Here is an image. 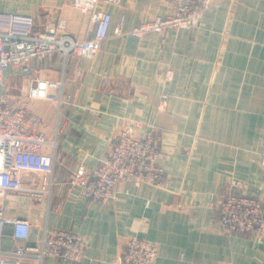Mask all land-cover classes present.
<instances>
[{"label":"crops","instance_id":"crops-1","mask_svg":"<svg viewBox=\"0 0 264 264\" xmlns=\"http://www.w3.org/2000/svg\"><path fill=\"white\" fill-rule=\"evenodd\" d=\"M107 8L109 36L94 58L71 56L64 66L57 53L34 59L31 74L5 73V91L23 96L58 142L49 207L11 193L6 215L28 218L33 241L46 223L88 239L83 260L48 256L44 264H115L135 234L158 243L156 264H264V241L220 232L214 208L232 177L240 191L264 199V0H215L192 31L141 36L131 32L134 25L170 13V0H120ZM0 13L33 15L42 29L64 20L68 34L93 35L89 16L72 0H0ZM63 75L73 103L59 108L28 96L31 78ZM125 121L137 135L152 124L162 132L165 186L120 182L107 202L84 197L70 184L71 172L106 157ZM15 244L7 223L3 245Z\"/></svg>","mask_w":264,"mask_h":264},{"label":"built area","instance_id":"built-area-1","mask_svg":"<svg viewBox=\"0 0 264 264\" xmlns=\"http://www.w3.org/2000/svg\"><path fill=\"white\" fill-rule=\"evenodd\" d=\"M120 0H72V5L89 16L93 25L90 38L79 39L65 32V21L42 29L37 17L23 13H0V264H44L48 256L63 261H80L87 257L88 239L74 230L43 225L41 234L31 240L32 223L25 217H8V195H24L43 200L49 207L57 153V137H48L40 128L42 116L23 96L7 93L3 80L8 69L23 75L35 70L34 59L53 58L59 53L64 66L71 56L92 59L107 39L112 22L107 5ZM215 0H170L172 11L143 19L131 32L141 36L150 32L195 29ZM125 17L121 18L118 31ZM168 73V78L170 77ZM80 75V71L78 72ZM111 81L102 75L104 85ZM66 78H31L28 96L47 99L61 108L74 102L65 90ZM163 93L161 107L166 104ZM136 125V124H135ZM162 132L155 125L141 135L131 121L122 123L114 135L106 157L94 168L80 166L70 174V184L86 198L107 202L117 197L120 182L165 186L164 169L159 164ZM30 175L27 180L25 176ZM240 181L232 177L226 183L225 195L214 208L215 224L222 233L253 236L264 241V199L239 190ZM129 192V188L125 189ZM12 224L13 248H5V226ZM158 243L137 234L132 235L115 264H156Z\"/></svg>","mask_w":264,"mask_h":264}]
</instances>
